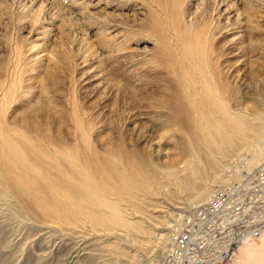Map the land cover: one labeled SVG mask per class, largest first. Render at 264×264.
Wrapping results in <instances>:
<instances>
[{
    "label": "bare ground",
    "instance_id": "obj_1",
    "mask_svg": "<svg viewBox=\"0 0 264 264\" xmlns=\"http://www.w3.org/2000/svg\"><path fill=\"white\" fill-rule=\"evenodd\" d=\"M202 23L182 22V12L177 10L172 40L163 38L167 42L165 58L173 75H168L170 96L157 106L160 119L165 120L158 124V131L162 132L158 139L168 133L165 129L184 139L178 148L179 156L165 161L143 154L157 139L152 133L144 135L140 131L145 121H153L148 110L139 107V111L126 116L125 111L117 109V120L102 124L78 104L70 112V128L39 125L31 120L37 110L27 112L22 105L31 90L24 85L26 76L18 68L19 60L14 61L10 70L6 69L7 74L0 73L2 220H14L28 231L33 229L43 235L50 233L44 227L63 232L57 251L66 258L65 264L79 260L80 254L90 247L88 241L93 239L94 245L106 243V247H112V262L119 264L121 257L126 256L127 243L136 246L137 238L145 239L150 233L145 220L156 221L154 214L163 203L155 201L158 196L173 193L171 189L191 190L189 197L177 203L189 210L207 201L215 188L231 181L227 179L228 171L224 173L226 168H232L229 165L234 159L229 160L241 150L255 148L250 155L253 154L252 162H257L264 154V113L254 123L244 107L235 109L231 105L233 87L221 72V53L214 43L219 25L213 21ZM18 104L20 108H14V115L9 114L10 108ZM256 140L258 146L254 145ZM244 154L234 158L238 160ZM209 167L215 174L206 182L203 179ZM121 234L130 240L120 238ZM45 236L32 241L29 252L37 254L50 248L51 240L46 247L43 243L38 246L49 238ZM104 236H114L116 241L104 240ZM164 239L159 235L157 250H153L155 254L147 259V264L153 263L160 255L157 253L165 249ZM253 241L254 246L244 247L231 264H264V233L240 247ZM134 256L133 264H142Z\"/></svg>",
    "mask_w": 264,
    "mask_h": 264
},
{
    "label": "rangeland",
    "instance_id": "obj_2",
    "mask_svg": "<svg viewBox=\"0 0 264 264\" xmlns=\"http://www.w3.org/2000/svg\"><path fill=\"white\" fill-rule=\"evenodd\" d=\"M177 10L182 12V22L189 25L203 21L219 25L214 43L221 53V72L233 87L231 105L235 109L244 107L249 119L257 123L264 113V0H0V73L7 74L6 69L10 70L19 60L18 68L26 76L24 85L31 90L22 105L27 112L37 110L31 120L39 125L70 128V112L78 104L102 124L117 120V109L125 111L126 116L139 111V107L148 110L153 121H145V131H140L144 135L152 133L157 139L143 154L164 161L177 158L183 136L165 129L168 133L158 139L162 133L158 124L165 120L160 119L157 109L160 101L170 96L168 75L173 74L165 58L167 42L163 38L172 40ZM14 108L19 109L20 105L12 106L9 114L14 115ZM257 144L258 140L254 145ZM254 150H241L239 154ZM226 171L227 168L224 175ZM214 174L215 170L209 167L203 180H211ZM189 191L171 189L173 193L166 192L165 198L157 197L155 201L163 203L154 214L156 221L145 220L150 233L145 239L137 238L136 246L127 243L126 256L121 257L119 264H133L134 255L142 264L148 263L147 259L155 254L153 250H157L159 235H164L167 226L188 210L177 203L189 197ZM1 216L4 215H0V264L66 263L57 251L63 232L44 227L51 236L43 235L33 229L28 231L14 220H2ZM43 236L50 239L38 242V246L43 243L46 247L51 240L50 248L37 254L29 252L33 242ZM111 238L116 241L114 236H104V240ZM92 241H88L91 248L82 252L74 264H114L112 247H106V243L94 245Z\"/></svg>",
    "mask_w": 264,
    "mask_h": 264
},
{
    "label": "built area",
    "instance_id": "obj_3",
    "mask_svg": "<svg viewBox=\"0 0 264 264\" xmlns=\"http://www.w3.org/2000/svg\"><path fill=\"white\" fill-rule=\"evenodd\" d=\"M252 158L234 159L231 181L167 226L165 249L151 264H229L241 245L264 233V156Z\"/></svg>",
    "mask_w": 264,
    "mask_h": 264
},
{
    "label": "crops",
    "instance_id": "obj_4",
    "mask_svg": "<svg viewBox=\"0 0 264 264\" xmlns=\"http://www.w3.org/2000/svg\"><path fill=\"white\" fill-rule=\"evenodd\" d=\"M255 241H256V240H255ZM248 246L253 247V246H254V241L251 242V243H248V244H246V245H244V246H242V247H239L238 250H237V252L239 253V251H241L244 247L246 248V247H248ZM237 252H236V253H237ZM238 253H237V254H238ZM237 254H235L236 257H237Z\"/></svg>",
    "mask_w": 264,
    "mask_h": 264
}]
</instances>
